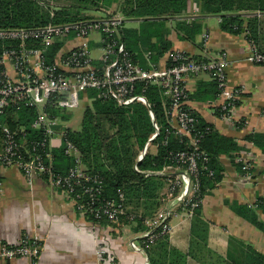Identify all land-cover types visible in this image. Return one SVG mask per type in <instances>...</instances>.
<instances>
[{"label":"crops","instance_id":"1","mask_svg":"<svg viewBox=\"0 0 264 264\" xmlns=\"http://www.w3.org/2000/svg\"><path fill=\"white\" fill-rule=\"evenodd\" d=\"M102 13V17L119 14L124 17L125 28H138V21L128 20L122 11ZM241 13L245 19L256 23L257 44L264 52V11ZM184 20L193 27L194 38H182L184 34L175 28L176 22L169 21L167 39L171 42V48L208 58L226 52L230 60L227 69L229 86L243 89L239 105L232 118L228 119L216 112L221 99L219 95L214 97L212 79L202 76L188 83L191 96L188 106L201 120L211 123L223 137L231 138L239 147L236 152L220 155L223 168L221 181L204 196L200 212L188 216L180 208L181 197L190 190L188 176H183V187L178 196L170 199L165 193L163 170L166 165L156 171L139 169L138 162L147 155L159 154V141L150 140L151 136L143 150L139 151L134 168L145 177L155 176L154 179L159 182L160 187L155 191L156 203L148 211L141 202L129 201L126 197V210L136 212L142 221L123 220L126 217L123 216L120 219L123 224L120 222L119 227L83 216L67 195L52 188L45 179L35 177L29 184L16 166H6L0 162L3 182L0 196V252L3 242L15 244L22 236L30 239L39 237L43 243L36 258L0 257V264H151L143 239L151 227V220L166 208H172L175 212L170 219L171 231L167 234L169 244L187 254L186 264H264V230L233 209L235 203L254 208L256 199L264 193V152L260 146L246 139L247 135L253 133L264 135V65L255 64L250 59L248 39L244 33L223 29L221 16L202 12L196 1H189ZM96 36H90L91 43L92 37ZM91 49L95 56H100L92 46ZM142 51L144 56L147 51ZM166 54L167 51L156 61L154 54L150 61L163 63ZM6 68L10 74L14 73L11 64H7ZM161 90L164 104L169 98ZM88 104L91 102L87 101L83 106ZM70 110L65 111L70 113ZM150 118L153 122L151 115ZM63 121L65 128L69 127L67 120ZM62 143L53 138L52 149L61 148ZM240 159H247L251 163L250 178L240 168ZM256 211L264 223V210ZM201 224L208 230L204 241L193 235V227Z\"/></svg>","mask_w":264,"mask_h":264},{"label":"built area","instance_id":"2","mask_svg":"<svg viewBox=\"0 0 264 264\" xmlns=\"http://www.w3.org/2000/svg\"><path fill=\"white\" fill-rule=\"evenodd\" d=\"M124 17L109 15L101 18L83 19L73 22L50 23L38 28H0V41H18L19 49H7L0 55V120L6 110L15 106L35 108L37 118L34 128L43 129L47 140L31 142L26 137L17 140L15 132L4 127L5 137L0 149V162L6 166H16L31 184L35 177L45 179L49 185L63 192L74 203L83 216H93L110 224L117 223L126 211V195L120 190L117 197L103 199L104 185L101 179L91 175L85 169L79 149L65 137L59 117H52L46 108L54 102L55 107L67 110L79 107L92 100L90 92L99 98H108L121 106L141 103L149 108L155 131L150 140L158 139L161 127L157 123L150 103L145 95L147 85H158L169 98L165 103V115L175 135L186 138L190 150L170 152V162L164 167L166 195L173 199L183 187V176L190 179L189 192L181 197L180 208L188 216L202 207L204 196L201 192V180L205 171L213 178L214 171L203 166L207 154L200 148L201 135L195 133L197 117L188 106V83L191 79L207 76L216 80L220 89L222 117L231 119L240 101L243 89L230 87L227 69L230 63L228 54L220 52L215 58L196 57L183 50L171 49L165 61L152 63L150 51L144 57L148 66L135 61L120 36ZM99 34L103 39V52L95 56L89 37ZM245 35L247 32H243ZM66 37H72L71 43L60 48L49 62V47L55 46ZM31 41L32 43H29ZM39 46H34L35 44ZM248 53L255 64L264 65V52L254 40H248ZM11 64L14 70L10 74L6 68ZM141 86L140 91L138 87ZM56 98L54 101L53 99ZM169 131V130H168ZM60 134L64 151L72 156L75 165L67 173L54 170L52 139ZM166 143V141H164ZM242 170L250 178L252 169L247 159H240ZM79 188V189H78ZM3 182L0 178V196ZM86 196L87 200L82 197ZM256 199V207L262 202ZM175 214L172 208H166L151 220L150 229L144 243H155L163 234L171 231L170 219ZM43 243L39 237L22 236L17 243L1 244L0 257L16 258L39 256ZM147 246L145 245V248Z\"/></svg>","mask_w":264,"mask_h":264},{"label":"trees","instance_id":"3","mask_svg":"<svg viewBox=\"0 0 264 264\" xmlns=\"http://www.w3.org/2000/svg\"><path fill=\"white\" fill-rule=\"evenodd\" d=\"M76 1L81 4L78 7L85 11H98L99 4L110 5L112 3V0ZM189 1H196L204 13L220 15L223 29L233 33L246 31L247 39H252L257 44L255 36L257 25L254 21L245 19L241 12L264 11V0H119L121 11L125 17L139 23L138 28L135 29H128L124 26L120 29L121 39L135 61L147 67V60L142 56V50L154 53L156 61L164 52L172 49L171 42L167 39V23L169 21L176 22L175 28L184 34L182 38L193 40L195 31L184 20V16L188 12ZM83 2L88 5L85 6L82 4ZM51 8L50 3L44 0H0V28H38L50 23L91 19L88 16L77 19H61L58 12L54 14ZM29 43L32 42L29 41ZM34 46L39 45L36 43ZM59 48L58 44L49 47V62L54 61L53 58ZM7 49L18 50L19 42L0 41V55ZM213 81L211 90L214 91V97H217L220 89L217 81ZM140 89L141 86L138 87L139 91ZM90 94L93 99L91 104L85 107L81 129L63 128L65 137L79 149L87 172L99 177L103 182L104 191L101 194L103 199L117 197L118 191L122 190L127 200H136L139 204L141 202L149 211L156 203L154 200L155 191L160 187V184L154 179L155 176L145 177L143 173L134 168L139 151L143 150L149 137L155 131L149 115V108L141 103L121 106L111 99L99 98L94 92H90ZM145 95L150 103V109L161 127L157 139L159 154L157 156L147 155L144 160L138 162V167L141 171H156L161 170L170 162V152L190 150V145L186 138L181 139L175 135L170 127L165 115V103L168 104L169 99L163 104L161 88L158 85H147ZM190 97L189 94L188 99ZM239 102L236 101L237 106ZM46 110L52 117H60L63 120H68L70 116L69 112L55 107L54 102L50 103ZM216 112L219 115L224 113L221 107H217ZM37 115L38 112L35 108L22 106L18 110L15 106L9 107L0 120V146L5 137L4 127L15 132V138L20 141L24 137L31 142L47 140L44 130L34 128L32 125ZM196 117L195 133L202 136L200 148L207 154V161L202 160L201 162L207 169L214 171L213 178L208 177L206 171L202 177L201 192L205 196L221 181L223 168L219 161L220 155L229 154L230 151L236 152L239 147L231 138L223 137L211 123L201 120L197 115ZM246 139L260 146L264 152V135L253 133L247 135ZM64 143L61 148H51L54 156V170L58 173H67L75 165L74 158L65 153ZM82 199L85 201L87 197L83 196ZM258 200L262 201L263 197L259 196ZM253 207L238 203L233 205V209L239 215L260 230H264V223L261 222L256 211L257 209L264 210V206L261 202ZM200 210L201 208L197 209L194 215L198 214ZM89 218L96 222L108 223L104 220H97L92 215ZM136 220L142 221L139 216ZM207 233L208 230L203 224L193 227V235L202 241L205 240ZM145 245L150 255L151 264H186L187 254L170 246L167 234L161 235L155 243H144Z\"/></svg>","mask_w":264,"mask_h":264},{"label":"rangeland","instance_id":"4","mask_svg":"<svg viewBox=\"0 0 264 264\" xmlns=\"http://www.w3.org/2000/svg\"><path fill=\"white\" fill-rule=\"evenodd\" d=\"M46 2L50 3V6H52V12L54 14H59L61 19H77L81 18L83 16H88L89 18H101L104 14L102 12H107V13H114V12H120L121 11V4L119 3V0H112V3L110 5L108 4H99L98 6V11H85L81 10L78 5H81L78 1L76 0H44ZM85 6L88 5L86 3H82ZM90 6V5H89ZM92 7V6H90ZM131 24V23H130ZM96 34V33H93ZM72 37H66L62 39L60 42L57 44L60 45V51L59 54H62V50L64 48H67V46L71 43ZM93 43H91V37L89 38V45L90 47L92 46L94 49V52H99L100 54L103 52L102 46H103V39L102 37L97 34L96 38L92 37ZM91 100H88V103H90ZM84 103L81 104L79 107H72L70 108V116L67 120V125L72 129V130H80L82 127V120H83V115H84V110L85 106H83ZM89 105V104H88ZM68 111V109H67ZM61 123L65 125L64 121L59 117ZM54 140H59L61 141V136L58 133L55 135ZM139 155V154H138ZM137 155V156H138ZM128 213V214H127ZM127 214V215H126ZM122 216L124 217L123 220L129 219L130 221H138L136 218L139 215H136V212L132 211H125V214ZM137 216V217H136ZM122 223V220H119L118 223L112 224V226L119 227V225ZM123 224V223H122ZM170 233V232H169ZM168 233V234H169Z\"/></svg>","mask_w":264,"mask_h":264}]
</instances>
